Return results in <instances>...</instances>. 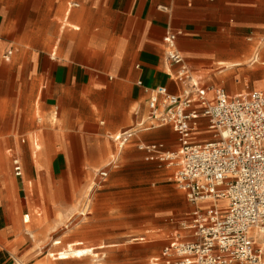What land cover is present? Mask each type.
<instances>
[{
    "label": "crops",
    "instance_id": "obj_1",
    "mask_svg": "<svg viewBox=\"0 0 264 264\" xmlns=\"http://www.w3.org/2000/svg\"><path fill=\"white\" fill-rule=\"evenodd\" d=\"M22 6L29 11L26 17L15 13ZM171 31L179 33L178 49L203 82L202 75L211 86L226 82L230 94L264 84V0H0L1 144H9L11 158L18 157L23 166L22 177L0 178V264L42 259L31 256L33 247L27 249L33 244L25 229L33 180L44 182L45 208L73 210L81 206V191L65 172L67 163L111 165L123 153L139 158L141 142H162L174 150L177 135L170 125L152 128L147 140L141 138L143 129L125 146H134L127 152L111 138L147 119L149 89L180 92L182 84L169 75L179 65L169 63L163 40ZM39 102L41 127L35 121ZM37 130L44 131L43 160L55 182L45 170L42 179L35 167L30 172L29 134ZM15 131L18 137L11 134ZM51 225L37 234L47 236ZM53 264L90 263L67 258Z\"/></svg>",
    "mask_w": 264,
    "mask_h": 264
},
{
    "label": "built area",
    "instance_id": "obj_2",
    "mask_svg": "<svg viewBox=\"0 0 264 264\" xmlns=\"http://www.w3.org/2000/svg\"><path fill=\"white\" fill-rule=\"evenodd\" d=\"M178 35L171 31L163 40L169 63L179 65L169 75L182 84L180 92L149 89L147 119L111 134L119 150L143 129L161 125H170L179 141L176 151L162 142L138 144L147 160L174 168V181L195 205L184 225L188 235L172 239L151 264H264V89L230 94L201 84L178 49ZM206 132L211 139L201 138ZM12 164L14 175L22 177L21 160L13 157ZM108 174L105 168L96 171L100 180Z\"/></svg>",
    "mask_w": 264,
    "mask_h": 264
},
{
    "label": "rangeland",
    "instance_id": "obj_3",
    "mask_svg": "<svg viewBox=\"0 0 264 264\" xmlns=\"http://www.w3.org/2000/svg\"><path fill=\"white\" fill-rule=\"evenodd\" d=\"M20 5H24V3ZM15 13L19 14L20 17H26L29 11L22 6V9L15 11ZM4 52L1 53V57ZM2 62L6 63L3 57ZM195 76L201 84L211 86L205 75H202L205 82L196 74ZM226 84L225 82L212 85L226 87ZM256 88H260V86H256ZM248 89L250 90L252 87ZM37 112L40 113L41 117L43 116L41 102L37 105ZM35 121H40L38 116L35 117ZM42 123L43 121L39 122L40 127ZM153 131L154 129L142 131L141 138L147 140L153 134ZM11 134L18 137L16 131L11 132ZM29 136L32 149L33 138H35L36 142L42 146V152H44V131L37 130L30 133ZM212 136L213 134L206 132L201 138L208 140ZM175 138L176 147L170 151L179 149L177 136ZM3 139L4 137L0 136V154H3L0 156L4 160L5 172L7 175L14 177L12 151L8 152V148L11 146L9 144L2 146ZM17 147L16 152L23 151L21 146ZM133 147L132 145L127 146L124 152ZM1 149L3 152H1ZM111 154L112 150L110 151ZM115 158H117V155H115ZM23 165L26 174L27 164L23 162ZM97 165H99V168H105L109 171L105 180L96 177L97 170L94 168ZM60 167L61 170L65 169L63 164ZM45 168V173L49 174L51 165L47 164ZM29 169L31 173L35 172L32 163ZM66 171L76 181V190L81 191V206H76V209L73 210H59L62 215L50 206L48 208L43 206L41 191L44 190V182L39 183L33 180L34 194L28 197L32 219L25 223L26 232L33 231L37 234V229L52 224L49 228L50 233L47 236L37 234L41 240L40 247H37L34 241L31 245L28 243L27 249L33 247L31 256L42 258L36 264H47V253L51 248L60 249L74 240H82L87 246L100 243L107 245L98 250L100 252L98 257L86 256L80 258L90 264H151L152 258L157 256L161 248L172 239L188 235L184 225L190 222L195 205L190 203L178 188L173 179L174 168L168 167L165 162L147 160L145 153L142 151L141 157L135 159H128L123 153L118 162L111 165L104 162L102 164L85 163L81 166L75 160L67 163ZM49 176V180L55 182L51 173ZM25 186L28 189L27 182ZM87 203H90L91 206L88 212L86 209ZM22 219H24L23 216ZM57 239L62 240V243L53 246ZM30 240L32 241V239ZM155 246H160V248L156 253L148 254L147 249Z\"/></svg>",
    "mask_w": 264,
    "mask_h": 264
},
{
    "label": "bare ground",
    "instance_id": "obj_4",
    "mask_svg": "<svg viewBox=\"0 0 264 264\" xmlns=\"http://www.w3.org/2000/svg\"><path fill=\"white\" fill-rule=\"evenodd\" d=\"M64 24H71L68 20H64ZM260 88H264V84L260 85ZM39 120L42 121L43 118L41 117L40 113H38ZM42 146L38 144L37 142H33V150H32V164L34 167L39 171V177L42 179V173L43 170H45V162L42 154ZM70 160V158H69ZM70 162V161H69ZM95 170H99V165L95 166ZM7 173L5 172V164L4 160L0 158V178L4 181ZM226 204L225 200H220L218 202V205L220 207H224ZM204 205V204H201ZM62 212L59 211V214ZM62 215V214H61ZM32 219L30 216L26 217V219ZM43 222V221H41ZM44 226V225H43ZM28 234L30 235L29 238L32 239V241L35 242L37 247L39 246V243L41 240L38 238V235L34 233L33 231H29ZM143 238V237H140ZM62 240L57 239V242L54 245L61 244ZM113 245V244H110ZM107 245L105 243H100L97 245H85V242L82 240H74L69 243H67L65 246L61 247L60 249H50L47 253L48 262L47 264H53L54 259H67V258H82L86 256H92V257H98L100 255V252L98 251L101 248L106 247Z\"/></svg>",
    "mask_w": 264,
    "mask_h": 264
}]
</instances>
